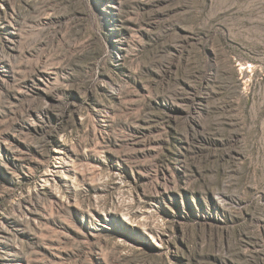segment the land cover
<instances>
[{
    "label": "rangeland",
    "instance_id": "rangeland-1",
    "mask_svg": "<svg viewBox=\"0 0 264 264\" xmlns=\"http://www.w3.org/2000/svg\"><path fill=\"white\" fill-rule=\"evenodd\" d=\"M0 264H264V0H0Z\"/></svg>",
    "mask_w": 264,
    "mask_h": 264
}]
</instances>
